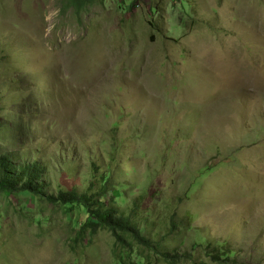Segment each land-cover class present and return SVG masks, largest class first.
I'll return each mask as SVG.
<instances>
[{
  "label": "rangeland",
  "instance_id": "rangeland-1",
  "mask_svg": "<svg viewBox=\"0 0 264 264\" xmlns=\"http://www.w3.org/2000/svg\"><path fill=\"white\" fill-rule=\"evenodd\" d=\"M66 1L0 0V152H37L53 193L116 174L183 264H264V0ZM85 219L0 193V264H120Z\"/></svg>",
  "mask_w": 264,
  "mask_h": 264
},
{
  "label": "trees",
  "instance_id": "trees-1",
  "mask_svg": "<svg viewBox=\"0 0 264 264\" xmlns=\"http://www.w3.org/2000/svg\"><path fill=\"white\" fill-rule=\"evenodd\" d=\"M94 1L67 0L66 2L68 8L79 16ZM3 109L0 107V113ZM38 156L40 155H37V152L36 155L32 153L21 156L17 149L12 152H0V193L26 192L33 197L46 200L52 206L61 205L68 210L77 207L83 210L86 219L80 224L77 236L80 237L85 233L93 236L99 230L110 233L115 247L119 250L117 258L120 264H129L132 255L140 259L134 264H183L190 259V254L179 255L177 251L169 249L166 245L167 239L176 240L181 233L174 215L169 221V235L156 240L150 232L154 230V220L150 222V208L145 205L143 197L135 198L129 204L124 203L123 206L118 205V201H123L124 196L121 191L123 187L117 188L118 186L115 185L116 174L109 171L98 174L99 179L95 182L97 177L93 175L83 191L76 188H58L53 193L48 190L47 174L50 164ZM193 185L194 182L190 184L192 187ZM111 189L118 190L112 201L108 199ZM193 247L196 249L201 246L194 244ZM230 254L232 251L227 245L226 247L218 245L208 256L217 264H232Z\"/></svg>",
  "mask_w": 264,
  "mask_h": 264
}]
</instances>
